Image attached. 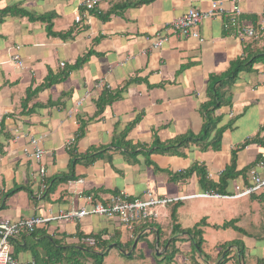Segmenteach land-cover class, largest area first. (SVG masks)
Masks as SVG:
<instances>
[{"label": "crops", "instance_id": "1", "mask_svg": "<svg viewBox=\"0 0 264 264\" xmlns=\"http://www.w3.org/2000/svg\"><path fill=\"white\" fill-rule=\"evenodd\" d=\"M126 1L129 0H101L96 9L104 13ZM80 2L0 0V10L17 6L36 16L55 13L54 32L74 29L71 38L61 39L47 34L44 22L30 21L27 16H2L0 220L17 221L47 213L56 217L63 212L87 208L94 200H104L114 193L124 192L133 197L148 189L159 197L186 196L187 204L182 201L177 210L182 227H190L191 221L194 225L205 218L207 226L216 229L213 237L221 233L214 243L205 239L203 233L202 250L209 264H218L225 254L223 264H258L264 259V239H261L264 234L259 231L253 234L246 224L237 223L248 213L256 215V220L250 221L264 223V190L241 198L198 197L193 195L205 190L196 173L179 182L170 181L169 174L197 164L218 181L221 172L231 164L232 151L245 141L257 139L236 151L235 171L239 175L228 182L227 193L232 194L236 185L248 181V171L264 157V63H255L250 70L239 72L228 94L230 102L214 111L217 126L223 127L220 149L201 150L191 145L180 149L179 154L154 152L146 156L127 154L112 143L128 126L125 140L138 146L149 145L155 136L166 141L186 132L199 134L204 122L199 107L208 99L209 76L226 71L229 62L243 56L246 50L264 49V0H223L226 10L234 4L239 6L238 24L255 27L259 31L256 38H238L236 27L226 26L229 15L223 14L200 22L198 32L202 41L169 34L168 40L158 48L152 42L164 33L166 24L189 8L209 10L210 0H151L137 7L130 6L121 15H111L106 21L93 16L86 24L74 20L81 10ZM8 35L13 37L11 44L7 43ZM16 45L17 51L13 48ZM15 51L25 65L22 69L11 61ZM89 51L92 53L88 60L71 70L64 80L34 91L44 83L49 72L59 75ZM105 89L111 94L119 93V98L98 111L97 101ZM27 90L30 97L25 101ZM85 120H90L85 133L74 143L80 123ZM30 136L41 138L44 154L38 162L23 152ZM71 146L75 147L77 157L85 156L91 148L105 147L107 151L90 163L84 160L71 165L68 152ZM155 166L160 170H155ZM41 167L45 170L43 177L38 173ZM63 176L73 178L53 181ZM45 180L49 183V192L54 190L52 195L46 196V192L41 195ZM70 183L74 187L72 191L68 187ZM15 186L22 188L9 195ZM168 208L160 212L161 224L155 222L139 232L125 230L116 220L102 216L68 221L55 218L32 235L16 237L11 242L13 254L20 264H45L39 259L35 261L30 249L33 245L37 246L39 258L46 259L45 252L53 251L58 245L76 247L81 244L80 238L98 234L108 243V253L119 242L124 246L120 249L123 255L137 254L144 260V253L148 257L164 256L172 246V251L181 254L177 264H191L188 257L193 252L189 241L182 236L171 241ZM230 221L240 229L243 239H237L238 235L227 231L229 227H223ZM263 223L255 225L264 227ZM150 235L154 237L153 242L148 240L146 245L139 246ZM236 240L244 245L242 258L233 245L222 254L225 246ZM185 244L186 247H181ZM197 260L203 262L201 258ZM85 262L93 264L89 257Z\"/></svg>", "mask_w": 264, "mask_h": 264}, {"label": "trees", "instance_id": "2", "mask_svg": "<svg viewBox=\"0 0 264 264\" xmlns=\"http://www.w3.org/2000/svg\"><path fill=\"white\" fill-rule=\"evenodd\" d=\"M150 1L151 0H134V1L129 0L126 2H122L121 4L112 6L108 11L104 13L98 11L96 9L97 6L93 9H85L83 6H81V10H79L78 12L81 14L82 19L80 22H76V23L86 24V19L92 18L93 16L99 18L102 21H106L110 19L111 15H121L122 12L130 6L137 7L139 5L148 3ZM7 14L27 16L30 21L44 22L46 23L47 34L51 36L59 37L61 39L71 38L74 33V29H71L66 32H54L53 31L52 20L55 17V13H47V14L45 13V14H40L36 16V15L31 14L30 12H27L26 10L18 8L17 6H10V7H6L0 10V17H2L3 15H7ZM91 53L92 52L89 51L88 53L84 54L82 57H79L73 66L69 67L67 70L62 71L59 75H53L49 72V74L45 78L44 83H42L39 88L34 89V91H39V90L48 88L64 80L69 75V72L71 70H75L79 68L83 63H85L88 60ZM258 62L264 63V49L257 50L254 52H247L246 50V52L243 53V56L237 57L229 62V66L226 71L220 74H212L209 76V82H208V87H207L208 99L206 102H204L199 107V111L201 112L203 119H204L202 130L199 134H193L190 132H186L185 134L177 135L174 138L166 140V141H161L157 136H155L149 145L138 146V145H134L131 142L125 140L126 131H128V129L130 128V126H128L125 132H123L119 137L115 138L114 143H112L113 146L117 149H123L124 151L127 152V154H130V155L131 154L137 155V154L143 153L146 156H149L151 153H154V152L160 153V154H172V155L177 154V153L179 154L180 149L187 148L191 145H197L201 150H206L208 148H211L214 150L220 149V142H221V137L223 133V127L217 126L218 118L214 116V111L217 108L221 107L222 105L230 102L228 94L230 92L231 87L233 86L235 82V79L238 77L239 72L244 71V70H250L252 66ZM29 95H30V91L27 90V96L25 98V101L28 100V98L30 97ZM117 98H119V93L116 92L114 94H111L108 90L106 89L103 90L100 98L97 101L98 111H102L104 106H106L107 104H110ZM48 103L51 104L52 102H48ZM89 122L90 120L81 121L80 126L78 128V132L76 133L75 138H74V143H76L81 138V136L84 135L85 128ZM255 140L257 139L245 141L243 145H241L240 147L232 151L231 164L228 167H226V169L223 172H221V174L219 175L218 181H215L212 178H210L207 172L205 171V169L203 167H199L197 164H193L189 169L185 171L176 172L173 174L170 173L169 180L172 182L183 181L189 178L193 173H196L199 178V184L205 191H214L221 195H226L228 194L227 193L228 182L231 179H234L239 175L238 172L235 171L236 151L239 148H243L245 145ZM138 148H140V150H138ZM106 151H107V148L105 147L101 149L91 148L87 152L88 154H86L85 156L77 157L75 154L74 146H71L68 149V152L71 156V165L75 162H82L84 160L90 163L95 158L102 157V155ZM155 170H160V169L155 166ZM70 178H73V177H68V176L55 177L53 178V181L54 182L55 181H67ZM48 185L49 183L46 180L42 181L41 195L49 191L50 187ZM20 188H22V186H16L8 194L10 195L13 191L20 189ZM155 197H159V196H155ZM181 203H182V200L179 199L176 201L168 202V204L166 205V207H169V219H170L169 227H170V234L172 235L171 241L172 240L174 241V238L176 239L177 236H180V235L185 237L186 240L190 241L192 245L191 250L193 254L192 255L189 254V257H188L189 262L191 264H209L208 257L202 250V243L204 240L202 237L203 230L201 226L206 225V220L205 218L200 219L199 222L195 223L191 228L182 227L181 224L179 223L178 213H177L178 207ZM47 214L48 215L46 216H40V215H33V216L43 217V218L49 215L52 216L51 213H47ZM86 216H82L80 218H83ZM23 218H28V217H23ZM48 222L49 221L37 226L36 228H34V230L30 232H27V231L21 232L19 236L26 235V234L32 235L35 233V231L39 227L44 226ZM152 224H153V221L152 222H140V223L135 224L133 230L131 231L139 232L149 227V225L153 226ZM226 226H235V225L233 221H230L223 225V227H226ZM235 228L240 230L236 226ZM88 236L93 237L96 240L95 246L91 247V246L84 244L83 243V238L85 237L84 236L79 239V242L81 244H79L76 247L58 245L53 249V251H49V252L46 251L45 252V254H47L46 259L39 258L40 256L38 254L36 245H33V247H31L30 249L33 253V257L35 261L39 259L41 262L44 261L45 264L47 263L48 264L49 263L86 264L85 262L86 256H83L84 253L87 254V256L90 259H92L93 264H103V257L107 255L109 251L108 243L98 234L97 236L96 234H90ZM48 243L55 244V245L57 244L54 241L53 242L48 241ZM227 245L236 246L239 251L240 257L242 258V256L244 255L245 248L241 241H238V240L232 241V242H229ZM115 246L120 249H123L124 247L119 242H117ZM13 251L14 250L12 249V253H14ZM226 256L227 254H225L221 258V261L218 264H223L224 261H226ZM198 258H201L203 262L202 263L198 262L197 260ZM258 264H264V259L259 261Z\"/></svg>", "mask_w": 264, "mask_h": 264}, {"label": "built area", "instance_id": "3", "mask_svg": "<svg viewBox=\"0 0 264 264\" xmlns=\"http://www.w3.org/2000/svg\"><path fill=\"white\" fill-rule=\"evenodd\" d=\"M101 0H81L80 4L85 9L95 8ZM241 11L238 5L234 4L231 9L226 10L223 0H210V8L207 11L189 8L184 14L174 18L164 28V33L157 35L156 39L152 42L154 48L160 47L165 41L168 40V35L193 37L202 41L199 36V24L207 18L217 15H229V21L226 26L236 27V36L242 40L256 38L258 30L253 26H241L238 24V16ZM262 14L264 15V6L262 7ZM81 14L78 12L74 16L75 22L81 21ZM90 22V18L86 19V23ZM17 51V49H15ZM11 55V61L17 68H24L23 60L18 52ZM63 65V63H61ZM24 154L35 161H40L44 150L41 145V138L38 136H30L26 146L23 148ZM39 175L44 176L45 170L43 167L39 169ZM264 190V157L260 158L254 167L248 171V181L246 184L236 185L232 194L221 195L214 191H204L201 194L194 196L199 197H216V198H241L250 196ZM186 196L155 197L153 193L146 189L139 196H129L124 192H120L98 201L92 202L91 197L87 200L92 202L87 208L82 207L77 211L63 212L57 217H37L31 216L22 218L17 221L9 219L0 220V264H20L12 253L13 240L20 235L21 232H30L37 226L50 221L52 219L71 220L80 218L86 215L97 214L99 216L114 219L116 224L122 226L125 230H133L135 224L140 222H154L160 217L161 213L157 211L158 207H165L168 202L183 199ZM83 243L88 246H95L96 240L93 237L86 236L83 238Z\"/></svg>", "mask_w": 264, "mask_h": 264}, {"label": "rangeland", "instance_id": "4", "mask_svg": "<svg viewBox=\"0 0 264 264\" xmlns=\"http://www.w3.org/2000/svg\"><path fill=\"white\" fill-rule=\"evenodd\" d=\"M4 18V17H3ZM2 17H0V24H1V22L3 21L2 19H3ZM10 29V28H9ZM173 36V35H172ZM6 40L8 41L7 43H9V44H11L12 43V41H13V37L12 36H10V35H8V37L6 38ZM13 48H15V49H17V50H19V46H14ZM61 183H63V182H61ZM64 184V183H63ZM63 184H61V185H63ZM16 187V186H15ZM14 187V188H15ZM68 187H70V190L72 191L73 190V185H72V183H70V184H68ZM52 191H54V190H52ZM47 192L46 193V196H49V195H52L54 192ZM186 197L185 198H183V199H181L184 203L186 202ZM185 204H187V203H185ZM185 207V206H184ZM163 208H167L166 206L165 207H158L157 208V211L160 213L161 212V210L163 209ZM78 209V208H77ZM77 209H75V210H77ZM168 210H169V208H168ZM257 213V212H256ZM99 216V215H97V214H92V215H88V216ZM95 217V218H96ZM98 218V217H97ZM243 218H245L244 220L241 218V219H239V222L237 223V225H239V226H242V224H246L247 226H248V230H250L251 232H253V234H255V233H257V231H259V234H264V227H261V225H259V226H257L258 225V223H263V221H260V222H252V221H250V220H256V215H251L250 213H248L247 215H244L243 216ZM247 218V219H246ZM99 219V218H98ZM95 221H97L96 219H95ZM155 222H157L158 224H161V221H160V218H157L153 223H155ZM180 222V221H179ZM181 223V222H180ZM227 223V222H226ZM252 223H254V224H252ZM255 224H257V225H255ZM264 224V223H263ZM183 225V224H182ZM188 225L190 226V228L193 226V221H191L190 223H188ZM192 225V226H191ZM226 227H229V229H227V231H229V232H232V233H234L235 234V236H237L238 235V238L237 239H243L242 238V236H243V234L241 233V231L240 230H238V229H236L235 228V226H232V227H230V226H226ZM201 228H202V230H203V233H205V235H204V237H205V239H211L210 240V242H213L214 243V239L215 240H219L220 239V236H221V233H219V234H217L216 236H214L213 237V235H214V233H215V231H216V229L215 228H212V227H210V226H207V224L206 225H202L201 226ZM252 229L254 230V231H252ZM163 230L164 231H167V228H163ZM202 233V234H203ZM181 236V235H180ZM86 237V236H85ZM183 237V236H182ZM203 237V236H202ZM261 239H264V236H262V238ZM148 240H150V242H153V240H154V237H153V235H150V236H146L144 239H142L141 241H140V244H139V246L140 245H146V243H147V241ZM179 240H182V238H180ZM155 244V243H154ZM189 244L191 245V242L189 241ZM187 245L185 244V245H183V246H181V247H186ZM192 246V245H191ZM229 247H230V245L228 246H225V248L223 249V252H222V254H224V252L226 251V250H228L229 249ZM136 252V251H135ZM125 255H123L122 254V252L120 251V248H118V247H115V248H113L111 251H110V253H108L107 255H105L104 257H103V263L104 264H177V262L181 259L180 258V256H181V254H180V252H177L176 250L175 251H172V246H170L168 249H167V251H166V253H164V256H159V255H157V254H154V255H152V256H150V257H148L147 256V254L146 253H144V260L141 258H139V256H137V254H134L133 256L134 257H127V256H125ZM146 256V257H145ZM86 257H88L87 255H86ZM172 257V258H171Z\"/></svg>", "mask_w": 264, "mask_h": 264}, {"label": "bare ground", "instance_id": "5", "mask_svg": "<svg viewBox=\"0 0 264 264\" xmlns=\"http://www.w3.org/2000/svg\"><path fill=\"white\" fill-rule=\"evenodd\" d=\"M128 7V6H127ZM26 10V9H25ZM29 16V15H28ZM83 17V16H82ZM95 17V16H94ZM65 39V38H64ZM93 87V86H92ZM30 96V95H29ZM29 99V98H28ZM22 104V103H21ZM25 106V105H24ZM82 137V136H81ZM114 143V142H113ZM106 144V143H105ZM29 163V162H28ZM174 172V171H173ZM75 173V172H74ZM47 193V192H46ZM257 195V194H256ZM201 234V233H200ZM97 236V234H96ZM104 236V235H103ZM112 237V236H111ZM98 238V237H97ZM104 239V238H103ZM56 242V241H55ZM57 243V242H56ZM92 247V246H91ZM128 250V249H127ZM125 257V256H124ZM172 258V257H171Z\"/></svg>", "mask_w": 264, "mask_h": 264}]
</instances>
